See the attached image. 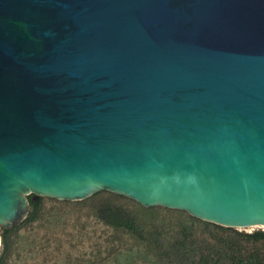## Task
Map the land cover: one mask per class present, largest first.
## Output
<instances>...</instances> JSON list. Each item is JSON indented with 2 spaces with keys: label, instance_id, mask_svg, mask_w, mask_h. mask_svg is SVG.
I'll return each instance as SVG.
<instances>
[{
  "label": "water",
  "instance_id": "95a60500",
  "mask_svg": "<svg viewBox=\"0 0 264 264\" xmlns=\"http://www.w3.org/2000/svg\"><path fill=\"white\" fill-rule=\"evenodd\" d=\"M104 191L264 229V0H0V246Z\"/></svg>",
  "mask_w": 264,
  "mask_h": 264
},
{
  "label": "trees",
  "instance_id": "16d2710c",
  "mask_svg": "<svg viewBox=\"0 0 264 264\" xmlns=\"http://www.w3.org/2000/svg\"><path fill=\"white\" fill-rule=\"evenodd\" d=\"M29 201L27 218L1 231L0 264H264V229L226 228L105 191Z\"/></svg>",
  "mask_w": 264,
  "mask_h": 264
},
{
  "label": "rangeland",
  "instance_id": "374dc122",
  "mask_svg": "<svg viewBox=\"0 0 264 264\" xmlns=\"http://www.w3.org/2000/svg\"><path fill=\"white\" fill-rule=\"evenodd\" d=\"M259 229H263V228H247L246 230H243V231L251 232V231L259 230Z\"/></svg>",
  "mask_w": 264,
  "mask_h": 264
}]
</instances>
